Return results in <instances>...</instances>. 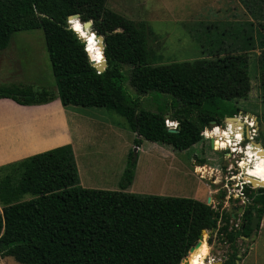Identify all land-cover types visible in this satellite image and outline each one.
I'll return each instance as SVG.
<instances>
[{"label":"trees","instance_id":"obj_1","mask_svg":"<svg viewBox=\"0 0 264 264\" xmlns=\"http://www.w3.org/2000/svg\"><path fill=\"white\" fill-rule=\"evenodd\" d=\"M68 15L90 21L92 32L102 39L106 63L102 73L92 68L84 43L66 24ZM74 26L84 39L88 37L77 23ZM258 29L264 39V23ZM33 30L42 32L55 90L0 87V100L22 107L58 100L62 108L111 110L134 134L135 148L144 140L173 151L189 149L205 140L201 133L211 124L221 126L225 118L237 115L234 105L250 89L240 55L153 66L147 24L112 12L105 0H0V51L13 33ZM87 41L90 57L99 63L96 41ZM259 88L264 108V72ZM151 93L165 97L155 111L141 107L142 98ZM164 116L177 123L175 133L168 132ZM226 127V131L205 132L219 139V149L234 146L230 137L240 139L242 124L229 121ZM212 146L216 149L215 142ZM257 153L252 144L244 149L249 166H243V180L253 186L264 183V159L260 161ZM135 164L136 155L130 150L117 183L120 191L81 188L69 145L1 165L0 257H11L18 264H179L182 260L192 264L204 245L202 231L215 228L216 221L221 239L233 243L249 238L250 219L256 215L260 222L264 213L261 187H243L251 205L242 209L237 230L230 228L229 213L218 215L194 199L121 192L133 180ZM24 196L30 198L23 200ZM200 233L199 245L184 258ZM239 260L233 250L224 264Z\"/></svg>","mask_w":264,"mask_h":264},{"label":"rangeland","instance_id":"obj_2","mask_svg":"<svg viewBox=\"0 0 264 264\" xmlns=\"http://www.w3.org/2000/svg\"><path fill=\"white\" fill-rule=\"evenodd\" d=\"M253 1L264 4V0H248L249 3ZM105 7L127 20L144 21L147 24V43L153 66L211 60L224 55H240L244 58L250 89L244 99L236 101L234 106L239 112L235 117L242 125L244 121L251 123L252 129L245 130L243 127V140L237 145L236 153L231 157L227 155V148H210L209 139L181 152L141 140L140 147L145 152L138 156L136 178L132 186L133 193L137 195L189 198L204 204L209 199L208 206L218 215L223 211L235 216L229 222L230 228L239 229L242 212H239V208L251 205V201L237 198L238 184L235 186L230 183L228 189L222 186L225 183L224 176H227L225 169L232 167L233 173L237 174L234 161L242 159V172L243 165L249 166L244 156L248 144L256 143L264 150V122L261 120L264 108L259 88L264 72V39L258 29V24L264 23V10L259 6L256 11L253 9L252 13L257 14L251 16L253 21L250 22L231 0H105ZM13 85L29 86L34 90H55L41 30L13 33L6 48L0 51V87ZM125 90L130 96L134 95L127 86ZM164 98L163 95L151 93L149 97L142 98L141 107L155 111L164 105ZM10 108L14 109V106ZM61 109L50 112L49 119L52 120H45L40 113L24 112L19 113L16 121L9 118L5 106L0 105V157L4 158L12 152L15 134L20 135L17 141H22L26 138L27 134L22 135L28 132L26 129H33L40 123L45 133L59 127L65 141L72 143L68 145L74 157L78 185H89L91 187L82 188L98 190H109L107 188L113 184L117 187L121 175L119 168L126 162V139L128 151L133 153L135 148L132 144L135 136L127 129L125 120L104 108L69 106ZM227 122L223 121L220 127H216L226 131ZM106 129L112 132L104 133ZM245 131L247 135L253 132L255 138L252 141L244 138ZM229 140L234 142L232 137ZM137 153L136 149L133 154ZM262 159L264 156L260 155L259 160ZM201 160L205 162L204 165H201ZM199 168L205 173H198ZM259 187L249 186L250 189ZM219 191L221 194L218 197ZM29 198L24 196L23 200ZM219 226L220 223L216 221L215 228L202 231L204 245L198 264H203L208 252L221 258L224 264L233 250L240 259L235 264H264V213L260 215L258 228L251 231L249 238L254 236L252 241L238 238L229 243L221 239L217 231ZM0 264L18 263L11 257H0ZM179 264H184V260Z\"/></svg>","mask_w":264,"mask_h":264},{"label":"crops","instance_id":"obj_3","mask_svg":"<svg viewBox=\"0 0 264 264\" xmlns=\"http://www.w3.org/2000/svg\"><path fill=\"white\" fill-rule=\"evenodd\" d=\"M231 1L235 2V4L238 5V7L242 10V13L247 15V17L249 18L248 20L250 22L253 21L251 19V16H255L257 14V13H252L253 9H255V11H256L258 6H259V8L264 10V4L262 2H260V4H257L258 2H256V1L249 3L248 0H231ZM0 105L5 106V108L7 109L6 112H7V115L9 116V118L16 119V121H18L19 113L22 114L24 112H26L28 114L29 113H31V114L40 113V116L42 118L45 117L44 119L48 121V120H52V119H49V114L51 111L62 110L58 100H53L52 102H50L48 104H44V105L29 106V107L17 106L15 104L11 103V101H9V100H0ZM12 106H14V109L10 108ZM62 118H64V117H62ZM41 124L42 123H40V125L37 127H34V128L32 127L33 129H28V130L26 129V131H28L29 133L27 132V133L22 134V135L27 134L26 138H24V140H22V141H17V138L20 135L15 134V138H12V139H14V141L11 144L12 152L9 155H5L4 158L0 157V166L5 165V164H9L12 162H16V161H19V160L26 158L28 156H31V155H34V154H37L40 152H44V151H47V150H50L53 148H57L60 146L68 145V143H71V142L65 141V137L63 135V132L61 130H59V127H56L53 129L51 128L52 129L51 131L49 129V131L45 133L44 130H42L40 128ZM52 127H53V125H52ZM10 128H12V127H10ZM49 128H50V124H49ZM14 130H16V129H14ZM109 131L112 132V130L106 129V131H104V133H107V132L110 133ZM20 132H22V131H20ZM20 132H18V133H20ZM125 144H126V147H125L124 155L126 158L128 152H129L127 139H126ZM71 145H72V143H71ZM139 147L136 148L138 151V153H137L138 155H136V164H135V168H134L133 180H132L131 184L126 189L121 190V192L125 191V192H128L130 194H134L133 193L134 189L132 188V186H133L135 178H136V172H137V167H138V156L142 155L145 152L143 150V148H141V147L139 148ZM117 166H119V165H117ZM124 166H125V164H124ZM124 166H120V168H119L120 174L122 173ZM78 184H79V182H78ZM82 187H91V186L85 185ZM85 189H87V188H85ZM107 189H109L108 191H120L118 186L115 187V184H113V186L111 188H107ZM99 190H101V189H99Z\"/></svg>","mask_w":264,"mask_h":264},{"label":"water","instance_id":"obj_4","mask_svg":"<svg viewBox=\"0 0 264 264\" xmlns=\"http://www.w3.org/2000/svg\"><path fill=\"white\" fill-rule=\"evenodd\" d=\"M77 23L78 26L80 27V29L86 33H88V37L86 39H84V37L76 30L73 29L71 23ZM66 24L69 26V28L75 33V35L84 43V50L89 58V61L91 63V66L92 68L95 70V72L97 74H100L104 71L105 67H106V63H105V60H104V57L102 55V39L100 37H97L94 35V33L92 32L91 30V22L90 21H85V22H80L79 21V18L77 15H68L66 17ZM91 38V40L93 41H96V48L99 49V52H100V55H101V61L99 63H95V61L90 57V54L88 53V41L87 39ZM164 119H167V116H164ZM237 120V118L235 116L231 117V118H225L224 121H235ZM212 127H214L215 125L214 124H211ZM168 132L170 133H175L176 132V129L173 130V129H169ZM209 143H210V148H212V140L209 139ZM253 145V147H256V149L258 150V155H262L264 156V150H262L258 144L256 143H251ZM136 148L133 149V153L135 152ZM250 186H253V183L252 182H249ZM257 187V186H255ZM261 188H264V183H262L260 185ZM220 191L218 192V197L220 196ZM209 202L210 200L207 199V204L206 205H209ZM242 211V208H239V212ZM252 213H253V210H252ZM216 216V215H215ZM231 218L234 219V217L231 215ZM211 222H212V219H210ZM259 223V216H256V215H253L252 218L250 219V223H249V229L252 231L253 229L256 228V226L258 225ZM243 240H247V238H242ZM254 239V236H251L249 238V241H252ZM202 240V237H201V233L198 235V238H197V241L195 242V244L193 246H191L189 249H188V253L192 252L193 249L195 247H197L200 243V241ZM186 258V256L184 257ZM183 258V259H184Z\"/></svg>","mask_w":264,"mask_h":264},{"label":"built area","instance_id":"obj_5","mask_svg":"<svg viewBox=\"0 0 264 264\" xmlns=\"http://www.w3.org/2000/svg\"><path fill=\"white\" fill-rule=\"evenodd\" d=\"M164 124H165V127L168 130L169 129H173V130L177 129V123L176 122H170V121H167V119H165L164 120ZM218 127H220V126H218ZM243 127H245V130L247 128L252 129L251 123L250 124L245 123L244 125H242L241 133H240V139L239 140H236L235 139L234 142H231V144L234 145V146H232V147H229L228 146L227 147V149L229 151V153L227 154L228 156H231L232 157L233 154L236 153V149H238L237 148V145L240 143L241 140H243L242 139V137L244 136L243 135V131H242ZM215 128H217V127L209 128L210 131H209L208 134H210L211 131H213ZM225 129H227L226 126H225ZM206 130L207 129H205L201 133V136L205 135ZM245 132H246V136L244 138H247L250 141H252L253 138H255V136L253 135V132L251 133V135H247V131H245ZM209 136L210 135L204 137L205 140L206 139H211L212 140V143H214L216 141V139H213V138H211ZM234 138H235V136H234ZM227 144H229V142H227ZM213 147L214 146H212V149H214ZM220 150H226V149H220ZM241 163H242V159H240L239 161H234V165H235V167H237V169H236L237 170V174H236L237 176L233 173V170L234 169L232 167H229V168L225 169V171H226L225 173L227 174V176H224L225 177L224 178L225 183L223 184L222 188L223 189H228V186L227 185L230 184V183H232L235 186H236V184H238L237 185L238 186L237 198H239L241 201H244V200H246V197L244 196L242 189H243L244 186H250V184L248 182H246V181L243 180V178H244V172L241 171L242 170L241 167H240V164ZM238 176H239V178H236ZM234 226L236 227V225H234ZM203 264H223V260L221 258H219V257H216L215 255H209V252H208L206 254L205 258L203 259Z\"/></svg>","mask_w":264,"mask_h":264},{"label":"bare ground","instance_id":"obj_6","mask_svg":"<svg viewBox=\"0 0 264 264\" xmlns=\"http://www.w3.org/2000/svg\"><path fill=\"white\" fill-rule=\"evenodd\" d=\"M74 24H75V22H74V23H71L73 29L76 30V29L74 28ZM87 34H88V33H87ZM215 139H216V141H215V148H216V149H219V139H218V138H215ZM246 163H247V161H246ZM243 166H244V165H243ZM253 185H254V184H253ZM202 249H203V247H202ZM200 256H201V252H199L198 256L194 257V259H193V261H192V264H198Z\"/></svg>","mask_w":264,"mask_h":264}]
</instances>
